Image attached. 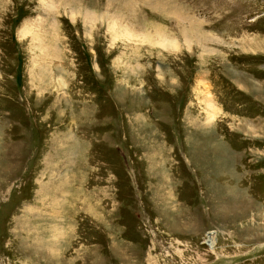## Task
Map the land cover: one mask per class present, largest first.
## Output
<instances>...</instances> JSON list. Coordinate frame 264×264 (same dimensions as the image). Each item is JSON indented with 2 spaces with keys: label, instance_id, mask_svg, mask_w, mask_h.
<instances>
[{
  "label": "rangeland",
  "instance_id": "rangeland-1",
  "mask_svg": "<svg viewBox=\"0 0 264 264\" xmlns=\"http://www.w3.org/2000/svg\"><path fill=\"white\" fill-rule=\"evenodd\" d=\"M0 264H264V0H0Z\"/></svg>",
  "mask_w": 264,
  "mask_h": 264
},
{
  "label": "bare ground",
  "instance_id": "bare-ground-1",
  "mask_svg": "<svg viewBox=\"0 0 264 264\" xmlns=\"http://www.w3.org/2000/svg\"><path fill=\"white\" fill-rule=\"evenodd\" d=\"M49 1V0H48ZM48 8L49 9H51L52 10V5L50 4V5H48ZM73 11V10H72ZM74 11H76V10H74ZM89 17L91 18V14H88L87 13V15H86V19H89ZM87 21V20H86ZM91 21V20H90ZM87 23V22H86ZM92 23V22H91ZM47 24V23H46ZM53 25V23H51V24H49V26L51 27V29H52V26ZM108 29H109V31L112 33V36L114 37V38H118L119 36H124V38H130V37H136V35H134L133 33H131L130 31H128L126 28L124 29V30H120V29H118V28H116V24L115 23H113V24H110L109 25V27H108ZM123 29V28H122ZM87 30H88V28H87ZM27 31H28V29H26V28H24L23 30H22V32L21 33H23V34H26L27 33ZM91 32V31H90ZM52 33H53V31H52ZM142 35V34H141ZM34 36H35V34H34ZM140 37V36H139ZM143 37V36H142ZM146 37V36H145ZM163 37L165 38V36H164V34H163ZM186 37H188V36H186ZM202 37V36H201ZM207 37V36H206ZM33 38V37H32ZM205 38V37H204ZM144 39V38H143ZM168 39V37L166 38V40ZM186 39V38H185ZM190 39V38H189ZM207 39H209V38H207ZM145 40V39H144ZM158 40V39H157ZM161 40V39H160ZM170 40V39H169ZM165 41V40H164ZM201 41V40H200ZM186 42H187V40H186ZM159 43V42H158ZM165 43V42H164ZM172 43L173 42H171V45H172ZM162 44V43H161ZM161 44H160V46H161ZM174 45V44H173ZM163 46H165V44L163 45ZM204 46V45H203ZM56 48V47H55ZM169 48H170V46H169ZM50 49V47H49V45L47 46V50H49ZM165 49V48H164ZM168 49V48H167ZM173 49V48H172ZM175 49V48H174ZM56 50H57V48H56ZM56 50H55V58H59V53H57L56 52ZM203 52H205V53H212V50H208V49H203ZM207 95V94H206ZM207 98H208V95L206 96ZM206 106H207V117H208V119H209V121L211 120V118H213L214 117V115H215V113H216V107H214V105L212 104V102L210 101V98H208V100L206 101ZM210 234H212V233H209V235H208V239H207V242H209L211 245H213V243H214V241H215V237L214 236H210Z\"/></svg>",
  "mask_w": 264,
  "mask_h": 264
}]
</instances>
